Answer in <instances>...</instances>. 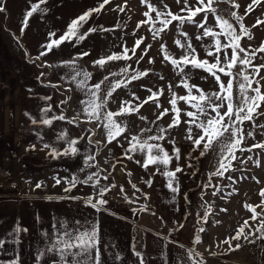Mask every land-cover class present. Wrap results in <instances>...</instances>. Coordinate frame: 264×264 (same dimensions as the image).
Listing matches in <instances>:
<instances>
[{"label": "rangeland", "instance_id": "obj_1", "mask_svg": "<svg viewBox=\"0 0 264 264\" xmlns=\"http://www.w3.org/2000/svg\"><path fill=\"white\" fill-rule=\"evenodd\" d=\"M36 2L38 0H4L6 10L0 13V174L6 175L3 172H12V176L18 184L17 189L13 190V196L17 197L18 195L32 197L46 196L54 199L64 197L63 199L66 200H69L67 198L69 196L87 197L91 194L95 197L99 187H111V185L115 184L116 187L112 188L104 196V199L108 203L103 207L106 208L107 206L112 209L115 214L114 217L118 221H125L129 218L133 220L131 223H135L138 211L134 215L132 209L139 210L140 206L139 202L136 203L138 199L133 196L143 197L142 193H146L144 181L151 179L153 184L152 176L155 168L150 167L148 170H145L141 167L140 177H135L138 183L134 179L131 161L128 160L129 162H127L122 156L123 148L118 146L116 141H113L111 144L106 142V133L103 125L96 130L94 136H92V133L87 132V129L93 128L95 125L82 123L81 121L84 120L82 115L75 124H70L67 120H54L51 126L40 123L33 124L31 119L34 118L39 121L42 115L41 109L49 104L52 107V111L48 113L49 117L60 115L62 111L68 118L77 116L80 110L78 101L85 99V97L70 80L72 69L65 66L62 62L69 60L77 52L89 51L91 55L78 61V64L93 73V78L89 83L94 84L103 75L119 71L121 67L125 66L126 62H109L104 69H100L99 66L94 67L92 62L113 52H121L123 46L131 48L139 37H145L146 43L153 45L148 52L155 62L149 65L146 57L140 64H134L133 66L139 70L150 69L149 75L132 82L127 88L117 89V93H114L115 99L109 103L108 108L116 111L119 107V101L130 99L133 92L143 100L150 95L147 88L151 87L154 91L159 88L165 90L164 95L160 97L161 108L170 109L171 106L168 100L171 99V93L167 91L168 84L173 85V91L177 95H186L187 91L182 87H177L179 77L176 75V70L172 68L169 62H161L163 53L159 49L160 44L163 43L173 56L179 57L182 50L175 45L174 41L179 38L184 42V38L178 35L175 26H170L166 34H161V39L154 40L147 26L142 25L140 29H137V24L146 19L143 16V13L147 11L146 4H142L141 0H126V5L125 0H111L110 4L106 5L100 14L93 15L89 23L85 25V29L89 25H103L106 28L113 29L112 31L92 34L76 47L64 43L59 49H54L40 60H35V57L41 50L40 45L47 40L48 32L55 31L57 36L61 35L72 19L87 9L98 6L102 0H47L46 5H41L42 8L47 9L46 14H34L30 18L29 26L22 35L21 27L24 13L29 9L31 3ZM149 2L160 10H164V5L167 4L173 13H180V6L176 3V0H149ZM235 2L241 7L234 10L238 14L243 15L245 7L251 0H235ZM117 5L125 6V11L119 12L114 10ZM217 6L220 9L229 7L226 3H220ZM180 14L184 15V13ZM201 18L202 14L196 17L197 20ZM258 18L264 19V4L254 6V11L245 16L243 22L247 27L251 28ZM209 23L214 24V19L211 16H209ZM183 31L187 32L188 38L192 40L194 45L198 46L195 36L199 35L202 30H198L193 24H185ZM251 33L253 39L248 41L247 38H244L241 44L242 46L251 44L252 47L258 48L264 42V25L251 28ZM204 42L207 43L208 40L206 39ZM137 51L139 52V49ZM198 52L200 53V57L204 58L205 54L199 47ZM262 62H264V53H258L254 63L259 64ZM127 63L132 62L129 61ZM42 64L45 66L41 67L40 65ZM47 65L52 66L49 67ZM41 73H44V75L41 76ZM207 75L202 70H192L193 79L190 83H195L205 92L218 91V87L214 85L211 78L207 80L200 79V77ZM261 75L264 76V69L261 70ZM160 76L165 77V79L161 80ZM38 77L40 79H37ZM111 79H123V77H112ZM49 84L57 85L58 87L47 86ZM262 84H264V81H262ZM69 89L71 91H68ZM42 97H51V100L46 101L41 99ZM61 101H67V103L61 104ZM133 103H139V101H133ZM178 107L182 110H191L183 101L178 102ZM160 110L149 101L138 113L118 118L124 120L127 124L128 131L125 135L130 138L131 135L139 134V130L143 127H151L153 129L152 134H155L158 126L167 127L171 122L172 113L169 112L162 120L157 121L156 116ZM259 111H264V106ZM25 113H29L30 116H26ZM140 116H144L146 119L142 121ZM181 116L180 125L170 129L166 133L165 140L160 141V143L169 147H171L168 143L169 140L174 139L175 143H179L183 151L181 158L185 160V171L190 180L189 185L195 194L196 206L200 208L205 202L211 205L208 222L202 226L209 229L212 224H216L215 226H220L224 230L233 231L232 229L235 228L237 230L243 225L245 220H249L254 229V226H257V222L250 220L251 213L244 207V204L257 205L261 201L259 191L264 188V150L254 149L252 153H243L242 158L252 155L253 161H249L243 166L238 165L234 161L233 171L226 172L223 177H213L211 183L212 185H218L219 191L215 187H202L208 183L209 174L216 170L218 157L211 151L206 156L199 157V152L194 151L192 152L191 159H186L191 145L185 139L187 125L183 123V119H185L183 112ZM152 121H155V123H152ZM256 122L264 124V115L259 116ZM245 130H251L250 122H246ZM193 131L195 132L196 129L194 128ZM254 131L256 132L255 141L252 138H247L246 143L249 146L254 142L264 140V136L260 134L264 130L255 129ZM64 132L67 133V137L65 139H58V136ZM81 136L85 138L79 140L76 145L79 149L76 155L52 158L49 155L50 149L43 148V145L47 143L52 148H56L62 152L68 146L67 139H75ZM89 136H92L94 141L100 143L98 145L89 143ZM118 139L120 144L124 142L122 145L128 146L127 141L123 137H119ZM32 145H35L34 150L31 149ZM88 155L95 156V160L89 162L94 165L93 167H90L89 163H86ZM237 155L239 156L240 153L238 152ZM140 159L142 158L140 157ZM256 160L260 161V166H257L254 162ZM190 162L193 165L191 168L187 166ZM113 164H115V169L112 167ZM93 172H98L100 175V184L96 190L89 184L78 183L71 192L66 193L64 192V188L67 187V184L64 180L62 179L61 184L56 185L53 179V177L71 178L72 176H76L83 180ZM127 173H131V176L127 175ZM106 175L109 178L104 180L103 177ZM229 175L236 180L235 183L228 180ZM253 177L256 179L254 180ZM257 180L259 183L256 182ZM41 181L43 182V187L37 189L35 185ZM132 184H135L136 188L140 191L136 192L131 187ZM121 186L125 189L124 193H121ZM0 189H4L3 186ZM214 191H216V195H213ZM8 192L13 193L11 190L6 189L0 195L8 194ZM133 193L136 195H133ZM125 194L129 197L131 203L125 200ZM146 194L147 197L150 196L148 193ZM148 200L144 198L146 206L151 205L148 203ZM221 208L226 209V213L220 214L222 212ZM260 210L259 208L257 209L258 212ZM218 220L219 223H217ZM33 223L35 224V222ZM200 227L201 225L198 229ZM247 230L245 229L246 232ZM159 232L166 238L176 240H179L181 235L180 231L172 228V226H168L165 230ZM197 234L201 236V233ZM140 236L141 231L139 230L138 232V229L134 228L132 245H134V251L140 253V257L133 254L130 264H139L138 262L141 258L144 264L146 263L147 255L143 251H140L142 245ZM145 238H147V234ZM101 243L103 242L101 241ZM100 248L101 264L113 263L114 261L111 262L110 258L107 257L110 247H103L101 245ZM18 249L19 251H23L22 247H18ZM8 252L0 256V261H9L17 257L16 252L15 254H9ZM113 253L115 254L114 256L117 255L114 250ZM52 259L58 260V257L54 256L49 260ZM48 263L44 262V264ZM19 264H41V261H37V259L31 261L30 255L23 253L21 258H19Z\"/></svg>", "mask_w": 264, "mask_h": 264}, {"label": "snow or ice", "instance_id": "obj_2", "mask_svg": "<svg viewBox=\"0 0 264 264\" xmlns=\"http://www.w3.org/2000/svg\"><path fill=\"white\" fill-rule=\"evenodd\" d=\"M110 2L111 0H102L98 6L87 9L72 19L68 23L66 30L59 36H57L55 31L48 32L47 40L40 45L41 50L35 57V60H40L54 49H59L64 43L76 47L92 34L112 31L113 29L106 28L103 25H89L85 29V25L89 23L93 15L100 14ZM141 3L146 4L147 7V11L143 13L146 19L137 24V29H140L142 25L147 26L152 38L158 40L162 38L161 34H166L170 26H175L178 35L184 38V42L179 38L174 41L175 45L182 50L179 57L173 56L163 43L160 44L159 50L163 53L161 62H169L172 68L176 70V75L179 77L177 87L185 89L187 94L177 95L173 91V85L168 84L167 91L171 93V99L168 100V103L171 107L170 109L161 108L160 97L164 95L165 90L159 88L154 91L153 88L148 87L147 91L150 95L143 100L133 92L130 99L119 101V107L116 111L108 108L109 103L115 99L114 93H117V89L127 88L132 82L149 75L150 69L139 70L133 66L134 64H140L146 57L149 65L155 62L149 56L148 52L153 45L146 43L145 37H139L135 40L131 48L123 46L121 52H113L110 55L102 56L92 62L94 67L99 66L100 69H104L109 62H126L125 66L121 67L119 71H113L107 75H103L94 84L89 83L93 78V73L78 64V61L91 55L89 51L77 52L69 60L62 62L65 66L72 69L70 80L85 97V99L78 101L80 110L77 116L68 118L62 111L60 115L49 117L48 113L52 111V107L49 104L41 109L42 115L40 120L38 121L32 118L31 122L33 124L40 123L51 126L54 120H67L68 123L75 124L82 115L84 117V120L81 121L82 123L95 125V127L86 130L92 133V136L103 125L106 133V142L108 144L116 141L118 146L123 148L122 156L125 159L134 160L136 156H140L142 159H135L134 162L145 170L154 167L155 172L153 175L159 174L164 177L166 179V187L173 194H176L179 192L177 173L184 171L178 163L181 159V150L176 146L174 139L169 140L168 143L171 145L170 154L160 141L165 140L166 133L170 129L180 125L182 120L181 113L183 112V117H185L183 123L187 125L185 139L191 145L186 159L190 160L192 152L194 151L199 152V157L206 156L210 151L215 153L218 157L216 170L209 174L208 183L202 187H215L219 191V186L212 185L211 183L213 177H223L226 172L233 171L234 161L240 166L246 165L249 161H253L252 155L242 158L243 153H252L254 149L264 150V140L254 142L250 146L246 143L247 138H252L255 141V129L264 130V124H258L256 122L259 116L264 115V111H259L264 106V84H262L264 76L261 75V70L264 69V62L259 64L254 63L257 59V54L264 53V42L258 48L252 47L251 44H247L246 46H242L241 44L244 38H247L248 41L253 39L251 28L264 25V19L259 18L251 28L247 27L243 22L245 16L254 11V6H261L264 4V0H251L245 7L243 15L238 14L234 10L241 7L235 0H176V3L180 6V13H184V15L173 13L167 4L164 5V10H160L150 3L149 0H141ZM220 3H226L229 7L220 9L217 6ZM46 4L47 0H38V2L30 4L22 20V35L29 26L30 18L34 14H46L47 9L41 7V5ZM5 10L4 0H0V13H3ZM114 10L124 12L125 6L117 5ZM201 14L202 18L197 20L196 17ZM209 16L214 19V24L209 23ZM185 24H193L198 30H202L199 35L195 36L198 46L194 45L192 40L188 38V33L183 31ZM206 39L208 40L207 43L204 42ZM198 47L203 50L205 54L204 58L200 57ZM138 49L139 52L137 51ZM129 61L132 63H127ZM40 66L43 67L45 65L42 64ZM47 66L51 67L52 65ZM192 70H202L207 73V76H202L200 79L207 80L211 78L214 85L218 87V91L205 92L195 83H190L193 79ZM43 75L44 73H41V76ZM112 77H123V79H111ZM159 78L161 80L165 79L163 76ZM37 79H40V77ZM47 86L58 87L53 84ZM68 91H71V89ZM41 99L50 101L51 97H42ZM133 101H139V103L134 104ZM149 101L157 109H161L156 116L157 121L162 120L171 112V122L167 127L158 126L155 134H152L153 129L151 127H143L139 130V134L131 135L129 138L125 135L128 131L126 122L118 118L138 113ZM180 101L188 105L191 110H182L178 107V102ZM66 103L67 101H61V104ZM25 115L30 116L29 113H25ZM140 119L143 121L146 117L140 116ZM246 122H250L251 130H245ZM152 123H155V121H152ZM194 128L196 129L195 132L193 131ZM260 134L264 136V131ZM92 136L88 137L89 143L98 145L100 142L94 141ZM66 137L67 133L64 132L58 136V139H65ZM119 137H123L127 141V147L120 144ZM84 138L81 136L75 139H67L68 146L62 152L56 148H52L47 143L43 145V148L50 149L49 155L52 158L76 155L79 152L76 145L79 140ZM31 149L34 150L35 145H32ZM238 152L240 153L239 156L237 155ZM94 160L95 156L93 155L86 157V163ZM173 161H176V166L174 169H171L169 166ZM254 162L257 166H260L259 160ZM89 166L93 167L94 165L89 163ZM187 166L190 168L193 167L191 163H188ZM112 167L115 169V164ZM127 175L131 176V173H127ZM108 178L107 175L103 177L104 180ZM53 179L56 185L61 184L62 179L64 180L67 184V187L64 188V192L66 193L71 192L78 183L90 184L93 189H96L100 184V175L98 172L89 174L83 180L76 176H72L71 178L53 177ZM253 179L255 180L256 178L253 177ZM228 180L233 183L236 182L231 175L228 176ZM144 182L147 186L151 187V179ZM256 182L259 183L258 180ZM35 187L37 189L42 188L43 182H37ZM115 187V184L111 185V187L101 186L98 188L95 197L89 195L84 198L76 196H69L67 198L71 200L83 199L86 206H90L99 211L108 203L104 199V196ZM131 187L136 192L140 191L136 188L135 184H132ZM120 190L121 193L125 192L123 186H121ZM213 195H216V191L213 192ZM142 196L145 199L148 198L146 193H142ZM259 196L261 197L259 204H244V207L251 213L250 220L257 222V226L253 229L249 220H245L243 225L236 230L235 235L223 241V243L229 245L230 250H239L243 246L241 241L254 243L256 238L264 240V188L260 189ZM63 198L60 197L58 199ZM124 198L131 203V200H129L126 194ZM185 198L187 199L186 195ZM48 199H52V197H48ZM201 208L204 211L202 215L197 214V223L202 222V224H206L210 215L211 205L205 202L201 205ZM258 208L261 209L259 212L257 211ZM145 210H147L146 205L139 210L132 209V213L135 215L137 211ZM222 211H226V209H222ZM52 228L55 240L46 249L39 250L37 256L38 261L40 257L54 253L58 257V260H54V264H101V248L97 225L81 229L79 227H73L67 221L58 220L53 223ZM179 228L183 229L184 224H179ZM245 229H248V231L246 232ZM21 232H27V229H22L17 225L8 233V235L13 236V243H21L19 239ZM197 232L203 233L205 232V228L201 226L197 229ZM44 236L51 240V236L48 233H44ZM232 241H236L234 247L232 246ZM6 242L4 238H0V250L4 248ZM201 242V236L198 234L191 241L193 244H200ZM131 247L133 254L140 257V253L134 251V245ZM179 247L183 248L184 246L180 245ZM116 258L122 259L119 255ZM182 259L185 261V264H203L200 253L196 252L193 248H188ZM0 264H19V257L17 256L9 261H0ZM139 264H144L142 258Z\"/></svg>", "mask_w": 264, "mask_h": 264}, {"label": "crops", "instance_id": "obj_3", "mask_svg": "<svg viewBox=\"0 0 264 264\" xmlns=\"http://www.w3.org/2000/svg\"><path fill=\"white\" fill-rule=\"evenodd\" d=\"M176 146L180 148L182 157V148L179 143H176ZM164 147L171 154V147L168 145ZM135 159H140V156H136ZM135 159L130 161L134 179L137 180L140 177L141 166L134 162ZM126 161L129 162L128 159ZM178 163L181 168L184 165V171L177 173L179 192L173 194L166 187L164 177L159 174L153 175L154 182L151 187L146 185V188L144 187L145 192L150 195L147 199H149L148 203L151 205H148L145 211H138L136 224L131 223L133 220L129 218L125 221H118L114 217L115 214L112 209L106 206V208L102 207L97 211L90 206H86L82 199L66 200L48 199L46 196H13V190L17 189L18 184L12 176V172H3L6 175L0 174V188L2 186L4 188L0 189V193H3L6 189L11 190L13 193L8 192V194L0 195V238L7 241L4 248L0 250V256L9 251V254H15L16 252V256L21 258L23 253H27L30 255V260L34 261L37 259L39 250L46 249L55 240L52 225L59 220L67 221L73 227L81 229L97 225L100 246L110 247L107 257L110 258L111 262L114 261L110 264H130L133 258L131 246L134 228L138 229V232L141 231L140 242L142 245L140 251L147 255L145 264H185L182 258L188 248H193L200 253L203 264H264V240L256 238L254 243L241 241L243 246L237 251H232L229 245L223 243V241L235 235L236 229L227 231L220 228V226H215V222H213L215 225L212 224L209 229L204 227L205 232L201 233L202 242L200 244L191 243L198 233V227L203 225L202 222L197 223V214L202 215L204 209L196 206L195 194L189 185V176L185 171V160L181 158ZM175 166L176 161H173L169 167L174 169ZM133 197L138 199H136V203L139 202V209L146 205L143 197L140 198L137 195ZM222 213L226 212L222 211L220 214ZM181 223L184 224L183 229L179 228ZM217 223H219V220ZM17 225L22 229H27V232L19 234L21 243L18 244L13 243V236L8 235ZM168 226L180 231L179 240L162 236L159 231L165 230ZM44 233H48L51 240L46 238ZM146 234L147 238H145ZM138 235L140 234L138 233ZM235 244L236 241H232L233 247ZM180 245L184 247L181 248ZM18 247H22L23 251H19ZM113 250L122 259H117V255L114 256ZM54 256L55 254L49 253L40 257L39 261H41V264H44V262L52 264L54 259H49Z\"/></svg>", "mask_w": 264, "mask_h": 264}]
</instances>
